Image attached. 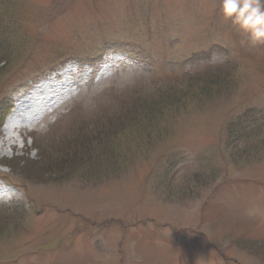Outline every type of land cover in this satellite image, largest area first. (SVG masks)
Masks as SVG:
<instances>
[{
	"label": "rangeland",
	"instance_id": "rangeland-1",
	"mask_svg": "<svg viewBox=\"0 0 264 264\" xmlns=\"http://www.w3.org/2000/svg\"><path fill=\"white\" fill-rule=\"evenodd\" d=\"M106 51L128 64L93 84ZM67 61H91L76 97L11 144L0 128V264H264V43L220 0H0V127L10 94ZM218 69L231 89L142 130L159 86ZM239 118L252 135L230 144ZM78 136L85 159L46 174L44 155Z\"/></svg>",
	"mask_w": 264,
	"mask_h": 264
},
{
	"label": "trees",
	"instance_id": "trees-1",
	"mask_svg": "<svg viewBox=\"0 0 264 264\" xmlns=\"http://www.w3.org/2000/svg\"><path fill=\"white\" fill-rule=\"evenodd\" d=\"M211 73H205L204 76H195V77H187L186 79L183 78L184 85L186 84V87L184 86H174V85H168L167 83H164L163 86H159L157 88V92L153 97H150L148 99H144L139 103V109L141 113H137V116L141 118L143 124H145L142 128L144 132H146V127H150L151 131L153 127L157 129L158 124L165 119V117L172 112L173 110L177 109L182 102L185 100V98H188L187 95H189L190 99H206L210 96L217 97L221 93L227 92L228 89L232 88V85L234 84L233 74H228L224 71H221L220 69L215 71H210ZM190 93V94H188ZM154 99V100H153ZM134 110H138V107H136ZM123 112V107H121L117 113L116 117H107L105 122L101 125V128H99L98 132H102L107 127L117 124L120 120L122 115L119 113ZM166 115V116H165ZM245 122L242 118H239V120H235L232 124L241 127V133L237 137H235L236 140H232L230 144H234L233 141L237 142L239 140L243 141L246 140L249 135L247 134L244 136V133L248 129V127L245 125ZM154 133L158 132L159 130H154ZM259 132V131H256ZM86 137V131H83L81 133ZM107 139V136H105V140ZM109 139V138H108ZM89 143V142H88ZM108 143V141H107ZM250 143L253 144V147L256 146V141L250 140ZM91 144V143H89ZM260 150L263 149L264 143L260 141ZM89 145L86 142V139H84L81 136H78L75 139H72L70 141H65L60 145V150L58 154H55L57 156H52L51 158L49 155H44V160L47 161L46 163H43L42 168L45 169L46 174L51 173L53 176H58L60 172L63 170L68 169L69 167L76 166L77 163L82 162L83 153L88 152L87 150H84ZM253 147H250L253 149ZM106 152H108L107 149H105ZM249 150L244 153L245 155L248 154ZM238 154V153H237ZM27 171L34 168H40V166H37V164L33 166L27 165ZM26 169V168H25ZM44 172V173H45ZM5 214V213H3ZM6 216V215H4ZM9 218V217H8ZM8 218H1L3 220H0V224L4 221L8 222Z\"/></svg>",
	"mask_w": 264,
	"mask_h": 264
},
{
	"label": "clouds",
	"instance_id": "clouds-1",
	"mask_svg": "<svg viewBox=\"0 0 264 264\" xmlns=\"http://www.w3.org/2000/svg\"><path fill=\"white\" fill-rule=\"evenodd\" d=\"M220 11L252 42L264 43V0H220Z\"/></svg>",
	"mask_w": 264,
	"mask_h": 264
},
{
	"label": "bare ground",
	"instance_id": "bare-ground-1",
	"mask_svg": "<svg viewBox=\"0 0 264 264\" xmlns=\"http://www.w3.org/2000/svg\"><path fill=\"white\" fill-rule=\"evenodd\" d=\"M59 85V84H58ZM57 85V86H58ZM56 86V87H57ZM79 86V85H77ZM65 87V84L61 83L56 89L57 90H60L62 88ZM67 87H69V85H67ZM63 91V90H62ZM62 91H56V90H53L51 86H48V87H44L42 89H37L36 91L33 90L32 92H30L28 95H26L27 98H39V99H42V104L43 106H46L48 103H50V101L56 97L59 93H61ZM19 99L22 100L23 97L22 96H19ZM18 99V100H19ZM18 100H16L15 102H18ZM11 105V102L9 101V106ZM58 109V107H56L55 109H52V112H55L56 110ZM14 133H18V132H14ZM13 133H7L6 131H2V141H5L7 142L8 144H11L12 142H15V139L13 136H11ZM10 146V145H9ZM16 146L13 145L11 146V148H15ZM3 148V145H0V152ZM4 190V187L0 186V192H2ZM1 194V193H0ZM5 197V196H4Z\"/></svg>",
	"mask_w": 264,
	"mask_h": 264
}]
</instances>
